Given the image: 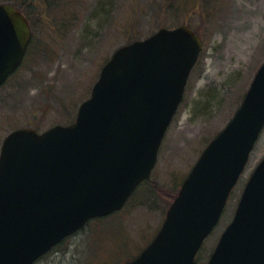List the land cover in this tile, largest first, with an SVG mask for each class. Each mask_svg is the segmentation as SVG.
Here are the masks:
<instances>
[{"label":"water","instance_id":"1","mask_svg":"<svg viewBox=\"0 0 264 264\" xmlns=\"http://www.w3.org/2000/svg\"><path fill=\"white\" fill-rule=\"evenodd\" d=\"M29 22L0 4V86L22 62ZM202 47L187 25L118 47L75 120L0 145V264H33L92 218L121 210L149 178ZM264 127V61L224 128L206 145L152 241L126 264H196ZM204 264H264V157Z\"/></svg>","mask_w":264,"mask_h":264},{"label":"rangeland","instance_id":"2","mask_svg":"<svg viewBox=\"0 0 264 264\" xmlns=\"http://www.w3.org/2000/svg\"><path fill=\"white\" fill-rule=\"evenodd\" d=\"M12 1L16 0L0 3ZM177 1L188 7L170 9ZM58 2L60 7L48 10L39 5L29 14L33 38L28 54L0 88V144L13 128L34 126L43 131L71 122L89 97L102 65L127 41L144 38L160 26L185 23L203 41L161 144L151 183L139 187L123 210L109 219L92 220L35 263L120 264L126 252L117 256L118 245L125 242L134 253L150 242L170 205L168 193L179 187L201 151L240 105L264 61V0ZM263 156L264 129L219 222L202 245L200 261L207 259L232 219L242 188ZM153 183L157 191L156 186L151 188Z\"/></svg>","mask_w":264,"mask_h":264},{"label":"trees","instance_id":"3","mask_svg":"<svg viewBox=\"0 0 264 264\" xmlns=\"http://www.w3.org/2000/svg\"><path fill=\"white\" fill-rule=\"evenodd\" d=\"M58 1H60V0H22V2H20V3H22V4H18V3H16V2H18V0H16V1H12V4L16 7V8H18L19 10H21L24 14H25V16L28 18V20H30V18H29V14L31 13V12H35L34 10H36V8H38V6L39 5H41L42 6V8L43 9H48V10H51V9H55V7H60L61 6V3H59ZM106 1V0H105ZM195 1V0H194ZM176 2V1H175ZM186 3V2H185ZM184 1L183 2H180V1H177V3H176V5H170V9L172 8L171 6H173V7H176L177 5H178V7H179V9H186V7H188V6H185L184 7ZM29 7V8H31L32 10L28 13L27 11H25V9H23V8H26L27 6ZM196 5H194L193 6V8L195 7ZM197 7H198V5H197ZM42 12V11H41ZM186 24V23H185ZM189 25V24H188ZM191 26V25H190ZM195 30V29H194ZM196 31V30H195ZM199 34V33H198ZM32 38H33V35H32ZM32 38H31V40H30V42H29V45H28V47H27V50H26V54H25V56H24V59H25V57L27 56V54H28V49H29V47H30V44H31V41H32ZM14 74V73H13ZM12 74V75H13ZM11 75V76H12ZM10 76V77H11ZM9 77V78H10ZM8 78V79H9ZM7 82V81H6ZM5 84V83H4ZM34 127V126H33ZM35 129H37L36 127H34ZM147 183H151V179H148V180H146L141 186H143V185H145V184H147ZM140 186V187H141ZM156 186V191H157V185L156 184H154L153 183V186H152V184H151V188H153V187H155ZM136 193V192H135ZM176 194H177V189H175V191L173 190V191H171L170 193H168V195H167V202L170 204L171 203V201H172V199L176 196ZM114 214H117V213H114ZM114 214H112V215H110V216H108L107 217V219H109V218H111V216H113ZM102 220H104V218H101L100 219V221H102ZM88 224H91V221L90 222H88L85 226H87ZM84 226V227H85ZM84 227H82V228H84ZM81 228V229H82ZM80 229V230H81ZM79 230V231H80ZM66 239H68V238H66ZM65 239V240H66ZM64 240V241H65ZM64 241H62L60 244H58L57 246H55L54 248H56V247H58V246H60L62 243H64ZM127 247H128V245H126L125 244V242H122L121 244H119L118 245V247H117V249H116V251H115V253H118V255L117 256H119V255H123L125 252V254L123 255V256H121V257H123L124 258V260L122 259V261H121V263L123 264L124 262H127V261H129V260H131L133 257H135V255H137L138 254V252H139V248L138 249H136L135 250V252L134 253H132V251H128L129 249H127ZM142 247V246H141ZM140 247V248H141ZM120 263V264H121ZM114 264H116V263H114Z\"/></svg>","mask_w":264,"mask_h":264}]
</instances>
